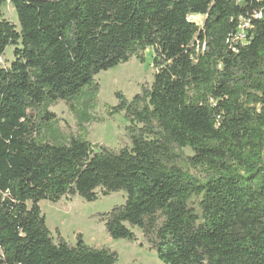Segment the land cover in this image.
<instances>
[{"label":"trees","instance_id":"16d2710c","mask_svg":"<svg viewBox=\"0 0 264 264\" xmlns=\"http://www.w3.org/2000/svg\"><path fill=\"white\" fill-rule=\"evenodd\" d=\"M7 2L19 30L0 14V59L14 47L0 68V264H117L80 234L55 241L39 207L112 193L125 202L98 216L106 234L139 231L163 264H264V0ZM149 48L150 86L108 108L128 145L65 135L48 109L94 123L96 76Z\"/></svg>","mask_w":264,"mask_h":264},{"label":"rangeland","instance_id":"374dc122","mask_svg":"<svg viewBox=\"0 0 264 264\" xmlns=\"http://www.w3.org/2000/svg\"><path fill=\"white\" fill-rule=\"evenodd\" d=\"M0 14L3 19L11 22L19 30L17 15L11 3L3 4ZM204 18V16H194L190 20L202 26ZM13 51L12 46L6 49L4 56L0 59V68L9 67L14 59ZM143 56V62L133 57L129 62L96 76L95 81L99 86L98 106L94 105L88 111V116L95 118L94 123L79 125L77 113L65 102L51 106L48 111L58 121L62 132L65 135L85 138L92 144L105 145L114 149L128 145L123 136L127 125L123 115H114L110 118L107 116L108 108L116 105L115 94L117 92H121L130 101L140 92L142 86H150L156 72L152 65L154 52L150 48L146 49ZM184 152L187 155L192 154L188 149ZM124 202L123 193H112L107 197H100L93 203H87L76 196L71 199L62 198L57 203L41 201L39 207L55 241L59 235L66 243L74 246L76 235L80 234L87 246L107 248L116 252L118 254L117 264H163L158 260L154 251L148 250L139 231H134L135 242L113 240L106 234L104 224L98 216Z\"/></svg>","mask_w":264,"mask_h":264},{"label":"built area","instance_id":"2783aa9c","mask_svg":"<svg viewBox=\"0 0 264 264\" xmlns=\"http://www.w3.org/2000/svg\"><path fill=\"white\" fill-rule=\"evenodd\" d=\"M192 17L194 16H190L189 19ZM239 20H240L239 31L237 32L234 38L243 41L245 39V32L249 28V22L242 18H239Z\"/></svg>","mask_w":264,"mask_h":264}]
</instances>
